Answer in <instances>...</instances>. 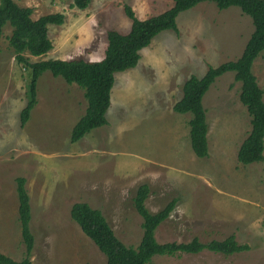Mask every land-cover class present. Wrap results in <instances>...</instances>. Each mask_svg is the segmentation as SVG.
Returning <instances> with one entry per match:
<instances>
[{
  "label": "rangeland",
  "instance_id": "374dc122",
  "mask_svg": "<svg viewBox=\"0 0 264 264\" xmlns=\"http://www.w3.org/2000/svg\"><path fill=\"white\" fill-rule=\"evenodd\" d=\"M14 1L31 8L33 20L56 13L64 17L62 25L48 26L52 50L31 58L32 62H98L104 57L106 33L126 34L130 29L124 6L140 20L172 7L171 0H90L85 10L71 8L70 0ZM176 25L177 32L160 33L141 51L136 68L115 75L109 113L115 127L109 148L116 166L108 172L100 170L101 158L94 152L99 147H83L84 139L70 142L72 127L86 107L83 91L76 85L43 73L37 81V104L28 122L20 126L28 72L14 60L8 44L11 28L3 29L0 253L14 261L25 256L16 194V179L23 178L31 213V264H106L105 256L70 217L76 203L101 211L115 236L125 246L136 248L142 237V219L132 199L144 184L149 188L144 205L152 214L177 200L155 232L158 243H189L196 238L207 244L232 235L237 244L247 247L231 256L208 251L157 256L151 264H264V160L248 166L236 160L250 131V117L239 100L240 83L234 81L233 73H226L204 95L208 157L194 156V165L189 160L187 169L183 141L191 115L172 110L190 76L200 78L208 67L241 56L253 32L251 19L237 7L218 10L212 3H202L181 13ZM252 73L264 100V52L254 61ZM122 124L127 129L119 132ZM167 145H179L183 155L176 161L171 158L175 146L165 166L142 162L149 150L153 153L159 148L161 152ZM81 153L83 158H79Z\"/></svg>",
  "mask_w": 264,
  "mask_h": 264
},
{
  "label": "trees",
  "instance_id": "16d2710c",
  "mask_svg": "<svg viewBox=\"0 0 264 264\" xmlns=\"http://www.w3.org/2000/svg\"><path fill=\"white\" fill-rule=\"evenodd\" d=\"M71 8L85 10L90 0H70ZM172 7L165 12L140 20L135 17L129 6L124 13L130 20L126 34L115 30L106 33L107 46L104 57L98 62L84 60H41L32 62L31 58H41L52 50L48 37V26H60L64 22L62 14H50L37 20L31 18L33 10L23 8L14 0H0V39L6 26L11 28L8 44L14 60L28 72L25 85L26 103L19 115L20 126L29 120L37 104V81L49 72L61 78L68 85H76L83 91L87 103L84 115L76 122L70 133V142L76 143L92 130L107 124L106 113L110 107L111 91L115 75L136 68L141 51L148 48L152 40L164 31L177 32L176 19L181 13L189 11L202 3H212L218 10L237 7L251 19L253 32L241 56L216 67H208L205 74L198 78L190 76L182 86V97L173 107L177 114H190L188 121L189 142L194 155L208 157L207 123L202 105L204 95L211 85L226 73L234 74V81L240 83V103L250 117V131L240 145L236 160L243 166L261 163L264 160V100L263 91L252 73V66L264 52V0H171ZM18 201V221L25 256L14 261L0 253V264H31L33 236L30 232V203L25 189V180L16 179ZM149 196L147 185L136 190L132 204L142 219V237L136 248L125 246L114 234L101 211L86 203H76L70 209V217L82 233L89 238L105 256L106 264H151L154 257H174L178 254H199L203 251L231 256L247 250L237 244L234 236L223 241L200 243L196 238L189 243L160 244L155 239L157 228L166 221L175 208L177 200L172 199L161 211L152 214L144 203Z\"/></svg>",
  "mask_w": 264,
  "mask_h": 264
},
{
  "label": "crops",
  "instance_id": "0c3cea01",
  "mask_svg": "<svg viewBox=\"0 0 264 264\" xmlns=\"http://www.w3.org/2000/svg\"><path fill=\"white\" fill-rule=\"evenodd\" d=\"M111 93H112V91H111ZM84 101H85V99H84ZM85 103H86V101H85ZM86 107H87V103H86ZM86 107L84 109V113H85ZM110 107H109V110L106 113L107 124L105 126L101 127V128H98V131L94 132L93 134H89L88 133L87 135H90L88 139L84 138L86 136L85 135L82 139H84L83 141H86V142H83V143L81 142L82 146L85 147V148L95 149L94 146L99 147V151L96 148L95 149L96 151H94V152L95 153L97 152L99 154V159L101 158V160L99 161V165L101 166L100 170L106 171V172H108L109 170L112 171V169H114V166H116V163L114 162V151H113V149L109 148V147H111L112 142H113L112 132L114 130L113 127H115L114 122L112 121V119H110V116H109V113H111L110 112ZM126 129L127 128L125 127V124H122V125H119L118 131L121 132L122 130H126ZM92 131H94V130H92ZM109 134H111V135H109ZM184 138H186V140L183 141V142H185L184 143V154H185L188 162H187L186 166L184 164H182V165H184L185 168L187 169V168H189V165H188L189 164V160L193 162L192 166L194 165V163H195L194 156L195 155H194V153H193V151L191 149V146H188V144L190 145L189 132H188V135L185 136ZM91 140H93V142H95L97 144L95 145L93 143L91 145L90 144ZM186 141L188 142V144L186 143ZM73 144H75V143H73ZM175 146H176V149L173 152H171L174 149ZM175 146L167 145V146H165V148L161 152H160L159 148H157L155 150V152H153V153L151 152V150H149L147 152V154H145V157H144L145 161H142V162H144L146 164H155L156 166H159V167L160 166H165L167 164V161H168V153L169 152H171V154H170L171 158H173L176 161L183 155V153H182V151L181 152L179 151V145H175ZM84 155H85L84 153H81V156L79 158H83ZM170 169H174V168L171 166ZM104 178H108V177H104Z\"/></svg>",
  "mask_w": 264,
  "mask_h": 264
}]
</instances>
